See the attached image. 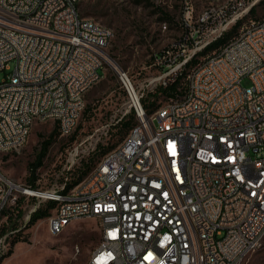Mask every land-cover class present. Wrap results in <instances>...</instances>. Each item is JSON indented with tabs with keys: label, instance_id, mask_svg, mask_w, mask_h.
Wrapping results in <instances>:
<instances>
[{
	"label": "built area",
	"instance_id": "1",
	"mask_svg": "<svg viewBox=\"0 0 264 264\" xmlns=\"http://www.w3.org/2000/svg\"><path fill=\"white\" fill-rule=\"evenodd\" d=\"M254 1L207 7L192 29L154 54L159 72L145 85L177 79L182 62L230 29ZM78 2L0 0L20 16V23L0 16V70L13 63L0 80V144L10 151L28 138L30 113L57 122L60 135L72 133L84 94L102 77L113 31L81 15ZM117 73L127 107L115 121L132 112L134 124L112 152L102 154L71 192H63V182L18 191L23 183L0 173V215L10 208L15 217L17 205L30 199L26 223L45 201L66 196L46 217L51 234L80 214L104 226L86 264H243L264 247V15L229 46L200 56L151 113L141 101L148 91L122 77V69ZM44 103L52 113H44ZM79 145L66 162L73 163ZM1 230L0 255L9 247V233Z\"/></svg>",
	"mask_w": 264,
	"mask_h": 264
},
{
	"label": "rangeland",
	"instance_id": "2",
	"mask_svg": "<svg viewBox=\"0 0 264 264\" xmlns=\"http://www.w3.org/2000/svg\"><path fill=\"white\" fill-rule=\"evenodd\" d=\"M219 1L79 0L80 13L110 27L113 36L105 48L106 59L103 69H100V72L103 71L102 77L84 94L85 104L75 129L69 135L57 134L54 138L42 163L35 169V175L41 178L39 184L35 182V185L48 189L63 182L65 188L66 181L76 178L84 163L97 160L101 156L96 149L97 144L106 147L117 140L118 125H114L115 120L127 107L126 92L121 86L117 69L126 71L136 88L144 87L145 92L154 89L152 85H145L159 72L153 64L154 54L174 43L184 30L192 29L207 7ZM251 9L231 22V27L240 22L236 33L245 21L264 15V0L254 5L253 14ZM191 59L176 70V78L180 75L185 78L190 68L195 66V63L190 65ZM12 68L13 63L10 69L0 70V80ZM241 83L249 85L248 78H242ZM165 96L169 95L160 94L157 104H163ZM55 126L53 120L36 121L23 146L8 152L0 151V173L15 182L29 184V163L35 160L41 142ZM73 134L74 138L71 139ZM78 143L80 145L73 163L66 162ZM94 144L96 151L91 149ZM30 202V199L22 201L17 205L15 217L2 223L4 232L9 233L8 237L13 235L11 230L21 228L22 239L13 245L11 254L5 256L0 264H86L89 254L99 243L98 221L91 216L76 218L61 232L51 234L47 227V216L30 225L24 222ZM243 264H264V247L248 255Z\"/></svg>",
	"mask_w": 264,
	"mask_h": 264
},
{
	"label": "trees",
	"instance_id": "3",
	"mask_svg": "<svg viewBox=\"0 0 264 264\" xmlns=\"http://www.w3.org/2000/svg\"><path fill=\"white\" fill-rule=\"evenodd\" d=\"M253 12H254V8L251 10V14H253ZM239 24H240V22H238L237 24L233 25L230 29H228L220 37H218V38L212 40L211 42L207 43L205 45V48H203L200 52L197 53V55H195L191 59L190 64H193V63L197 62L200 56H204L207 53L212 52L213 50L218 48V46L220 44H222L226 40H228L229 37H231L234 34H236ZM179 78H181V75L179 77H177V79L169 80L166 85H158V86H156L154 89L149 90L142 97L141 101H142L147 113H151L158 106L157 97L160 94H162V95H164V94H166V95L174 94L176 86L179 84V81H180ZM85 110H86V108H85ZM133 124H134V116H133L132 112H130L129 114L124 115L120 120H118L114 124L115 126L118 125V128H117L118 138H117V140L114 143H112L110 146H106V147H104L102 144L98 143L97 146H96V149H98V151L100 152V155L104 154L109 149L114 147L119 141H121V139L125 136V134L127 133V131L130 129V127ZM57 134H60V131H59V128H58V124L56 122V126H55L54 130L49 134V136L47 138L43 139V141L41 142V148L37 152V154L35 156V160L32 161L31 163H29L31 172H30V175H29V178H28V182H29V184H31V186H35L36 179L38 178V176L35 175V169H36L37 166H39L42 163L43 157L45 156L49 145L52 143V141L57 136ZM70 138L73 139L74 138V134L71 135ZM96 149H95V151H96ZM95 162H96V160L92 159L90 162L84 163V168L79 172L78 176L76 178H73V179L69 180V181H66L65 190H68L75 183H77L92 168V166L95 164ZM55 203L56 202L54 200L45 201L39 208H37L31 214L27 225L33 224L36 220L48 216L49 213H50V210L55 206ZM4 214H8L7 215V220H11L12 219V214H11L10 208L5 209L1 213L0 217L2 215H4ZM2 227L3 228L1 230V232H4V227L5 226L3 225ZM20 229L21 228L18 227L16 232H14L13 235L8 238L9 247H8L6 252H4V253H2L0 255V261L5 256L10 255L11 252H12L13 245L16 242H18L19 240L22 239V238H20Z\"/></svg>",
	"mask_w": 264,
	"mask_h": 264
},
{
	"label": "bare ground",
	"instance_id": "4",
	"mask_svg": "<svg viewBox=\"0 0 264 264\" xmlns=\"http://www.w3.org/2000/svg\"><path fill=\"white\" fill-rule=\"evenodd\" d=\"M261 1L262 0H255L254 1V5L257 4V3H259V2H261ZM250 9L251 8H247L246 9V12H242V13H240V15H237L236 17H241V16L243 17V15H245L246 13H248V11ZM0 16H2L3 18H12V23H20V16H19V14H15V11H13L12 7H10V6H4L3 4H0ZM253 21H254V19H250L247 22L245 21L244 25L241 27V29H240V31L238 33H242V30L245 28V26L250 25L251 22H253ZM235 37H236V35L233 36V37H230L229 39H235ZM229 39L226 40L224 43L220 44L219 46H229ZM212 40H214V39H212ZM212 40H210V42ZM207 42L209 43V41H207ZM189 60H190V58L187 59V62ZM187 62H182V66H185L187 64ZM183 71H184V69H183ZM189 72H190V70H189ZM187 75H188V73H187ZM122 77H129V75L127 74L126 71L122 70ZM163 104H165V102ZM44 113H52V105H51V103H44ZM36 121H38V114L37 113H30V115L27 116L28 128H25L24 129V136H28L29 135L30 130H31V127H32L33 123L36 122ZM41 121H45V120H41ZM26 140H27V138H22V140L20 142V147L24 145V143L26 142ZM0 151H2V152H8V151H10V147L8 145H5V144H0ZM111 152H112V149L109 152H107V153H111ZM77 183H81V180H79ZM72 188H74V185L72 187H70L68 190H65V188H63V192H71ZM18 191H25V185L18 184ZM54 201L56 203H66V196H54ZM84 216H90V215L80 214L78 216L73 217V219L80 218V217H84ZM99 228H100V239H99V243L97 245H100L101 244L102 236H103V233H104V226L103 225H99ZM62 229H61V231H62ZM61 231H59V232H61Z\"/></svg>",
	"mask_w": 264,
	"mask_h": 264
}]
</instances>
